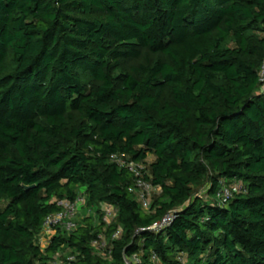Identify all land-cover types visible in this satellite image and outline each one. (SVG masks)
Returning a JSON list of instances; mask_svg holds the SVG:
<instances>
[{"label":"trees","instance_id":"1","mask_svg":"<svg viewBox=\"0 0 264 264\" xmlns=\"http://www.w3.org/2000/svg\"><path fill=\"white\" fill-rule=\"evenodd\" d=\"M263 63L264 0H0V264H264Z\"/></svg>","mask_w":264,"mask_h":264},{"label":"built area","instance_id":"2","mask_svg":"<svg viewBox=\"0 0 264 264\" xmlns=\"http://www.w3.org/2000/svg\"><path fill=\"white\" fill-rule=\"evenodd\" d=\"M260 81L263 84L264 91V63L260 72ZM112 160L117 164L119 168L127 169L136 178L137 187L136 189H131V192H136L138 200L144 210H148L151 206V199L154 193L160 192L159 188L154 187L152 184L144 181L145 166L141 163H137L125 155H113ZM247 193V190L243 187L241 182H234L231 185L226 183L221 184L220 188L217 190L215 197L216 200L224 205L229 200L233 199L236 194ZM63 211L54 214L47 218L45 221L43 231L40 236V244L44 243L46 247L49 241L56 235L57 229L61 227L65 232L71 233L77 229V218L80 211L85 206V198L80 195L74 203L64 202ZM117 212L113 207H106L104 210V222L110 225L116 218ZM175 219V214L173 212L166 215L160 222L154 224L148 229L143 231H149L154 233H160L167 227H169ZM121 232L118 231L114 235V239H118ZM41 244V245H42ZM93 247L104 248L106 242L104 238L100 237L98 241L93 242ZM75 260L73 255L62 256L60 253L57 254L54 259L48 264H72ZM156 260V257L153 258ZM136 262H139L135 258Z\"/></svg>","mask_w":264,"mask_h":264},{"label":"rangeland","instance_id":"3","mask_svg":"<svg viewBox=\"0 0 264 264\" xmlns=\"http://www.w3.org/2000/svg\"><path fill=\"white\" fill-rule=\"evenodd\" d=\"M207 190H208V189H206V188L203 190V192L201 193L202 196H205V197H206ZM86 216H88L87 213L84 212V211H81V213L79 214V219L82 220V219H83L84 217H86ZM91 217L93 218L94 221H96V215H95V213H94L93 211L91 212ZM41 244H42V243H41ZM40 246H41L42 248H45V247H44V243H43L42 245H40Z\"/></svg>","mask_w":264,"mask_h":264}]
</instances>
